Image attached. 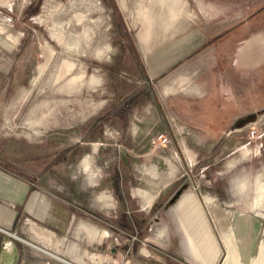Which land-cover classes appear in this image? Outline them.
Here are the masks:
<instances>
[{
    "label": "rangeland",
    "instance_id": "obj_1",
    "mask_svg": "<svg viewBox=\"0 0 264 264\" xmlns=\"http://www.w3.org/2000/svg\"><path fill=\"white\" fill-rule=\"evenodd\" d=\"M34 1L0 0V169L20 177L38 172L46 163L45 155L61 143L60 133L82 125L113 97L114 89L124 88L99 65L111 63L118 52L113 23L99 0H39L37 11L21 21V9ZM114 3L152 83V93L130 108L126 124L115 118L105 123L79 156L44 169L38 178L29 176L36 186L48 190V195H38L31 214L36 218L34 224L52 232L55 249L67 259L80 264H115L118 258L110 248L131 242L135 246L150 240L164 242L166 234L174 230L172 219L163 222L166 210L171 214L170 209L184 193L193 192L200 200L199 194L205 193L222 209L226 216L223 229L229 234L232 231L228 238H236L237 246L242 235L233 232V221L236 216L249 221L242 236L250 238L245 241L249 246H242L247 247L248 254H235L231 263L240 264L243 257L249 259L261 248L264 253V207L251 205L255 196L251 191L242 199L245 207L260 217L237 205L242 202L237 185L243 184V189L249 185L254 190V180L255 185L264 182V139L256 149L246 135L250 126L238 128L242 122L234 121V128L229 127L218 140L207 143L206 136L192 130L185 114L180 113L185 96L199 94L197 86L185 76L189 74L191 80L200 82L202 93L200 74L207 79L205 71L215 81L209 88L210 96L195 105L207 110L209 120L219 110L226 124L230 117L264 104V78L260 75L253 80L255 72L235 62L229 78L227 67L242 39L256 33L259 21H264V0ZM260 38L264 39L261 35L251 39ZM205 43L210 46L200 50L191 65L183 67V56ZM211 58L215 63L219 58L221 72L211 70ZM220 79L223 84L231 79L235 84L231 92L221 83L215 84ZM215 101L220 109L215 108ZM260 115L264 117V110L250 117L254 120L248 124H257ZM38 118L43 124L34 125ZM163 136L167 140L162 142ZM71 140L85 141L78 136ZM120 147L133 161L126 184L131 197L129 209L147 217L141 240L117 229L113 222L115 201L102 183L107 174L103 162H112L116 156L112 152ZM109 149L105 157L100 153ZM143 192L147 197L141 196ZM205 202L211 205L206 197ZM30 226L20 218L13 229L18 236L35 240ZM147 236L150 240L144 241ZM214 236L221 247L214 264H222L226 248L219 231H214ZM169 240L170 249L177 250L173 233ZM17 242L20 264H64ZM261 261L264 264V257Z\"/></svg>",
    "mask_w": 264,
    "mask_h": 264
},
{
    "label": "crops",
    "instance_id": "obj_2",
    "mask_svg": "<svg viewBox=\"0 0 264 264\" xmlns=\"http://www.w3.org/2000/svg\"><path fill=\"white\" fill-rule=\"evenodd\" d=\"M263 33H264V21H262L259 24V27L256 28V33L254 32L242 39L241 43L234 50L233 58L231 61H229V64L227 66L229 78L232 77L230 75L232 74L233 71H235V69L233 68V62L239 64L241 67L242 66L249 67L251 70H253L255 72L253 74L254 75L253 80L259 79L260 75L264 78V39L260 38L258 39V41H256L257 39L256 40L251 39L256 35H261L262 37H264ZM209 46L210 45H201L199 47L200 49H197L195 51H188L186 55L183 56V58L181 59V60L183 59L186 60L185 61L186 64L185 62H183L184 64H182V66L191 65L192 62L195 61L196 57L198 56L199 51L205 48L207 49V47ZM211 47H213V51H214L215 49L213 44L211 45ZM243 48L244 51L240 56ZM211 59L214 62V59L213 58ZM179 65L180 64H178L177 66ZM216 68L218 71L221 72L222 67L219 58L216 59V63L215 62L213 63V67H211V70H216ZM205 73H206L205 77L207 79H205L202 76L203 74H200L202 77V89H203L202 93H200V84H199L200 82L191 80L189 74L188 76L184 75L189 83L195 84L197 86L199 92V94H194L195 96L193 97L185 96V99L183 100L182 103V105H184L185 107V112H184L185 122L188 123L191 129L197 133H200L202 131H207V133L208 132L211 133V132H215V130H222L225 127L224 120L222 119L220 115L221 112L219 110H217L215 112V116L212 117L211 120H209L210 117L206 115L207 113L205 114L207 110H203L201 107L198 108L195 105V103L199 99L210 96L209 88L212 86L213 81H215V79L211 80L210 77H208L209 74L208 71H205ZM259 73H263V74H259ZM256 75H258V77ZM221 79L219 80V82H216L215 84L221 83L220 85L223 86V89L226 88L227 91L231 92L233 87H235L234 86L235 84L232 83L230 79L228 81L225 80L224 81L225 85H224ZM220 85H218L219 90H221ZM175 100L178 101V99ZM178 102H182V101H178ZM215 102H216L214 103L216 106L215 108L220 109L219 102L217 101ZM261 110H264V104H262V106H259L258 108H250L248 110H245L244 112H241L240 115L236 114L234 117H238V116L240 117H238L235 120L242 122L237 127L240 128L244 126V124H247V127L256 126L258 130H264V117H262L261 115L258 118V122H256L257 124H252V123L248 124V122L254 120L251 119L250 117L256 116ZM200 117L201 119L198 120ZM244 117L248 119V121H246L245 123L243 120ZM32 123L34 125L43 124L40 118H38L37 121ZM226 124L228 125V123ZM234 125L236 124L233 123V126ZM226 131L227 129L225 130V132ZM263 139L264 136H261L257 139L248 140V142H253L256 149H258V146L261 144ZM132 163L133 161L130 163L129 166L130 169L126 173H124L125 177H123L120 180V184L122 187V193H123V198L125 199L127 212L137 215V217L141 221L140 225L137 226L139 237L138 239H136V240H141L143 238V232H144L143 230L145 228L144 225L146 223L147 217L141 216V214L134 208L129 209V203L131 197L129 196L126 187V184L128 183V181H130V177L128 176V173H130L131 171ZM203 165L204 168L207 167L205 164ZM27 175L20 177L19 175H15L14 173L11 172L9 173L0 169V229L4 231H8L10 233L13 232L15 235H17L15 233L16 232L15 229H13V226L17 224L20 218H22V220H24V223H27L28 225L30 223L31 225L30 228L34 232L33 234H35L34 236L36 239L34 240L29 238L27 239L28 241L30 240L29 242L35 245H39L40 248H43L51 252L53 255L59 256L70 263L80 264L73 259L71 260L65 258L57 249H55V245H57V242L55 241L54 237L51 235L52 234L51 231L49 232V230L45 229L44 227H38L36 224H34L36 218L34 215L31 214L34 210L33 208L37 205L38 195L43 192H46L48 195V190L42 189L41 186L40 187L36 186L35 182L32 181ZM102 183L109 188L110 193L112 195L111 189L109 187V183L105 180V178ZM242 185L243 184L237 185L238 188L237 192L241 194V201H242L241 203H237V205H239V208L244 212L247 210H250L251 212L253 211L250 208L245 207V202L242 199L243 194L246 192L248 193V191L255 192L254 193L255 196L253 195L254 199L251 205L256 208L264 207V182L263 183L257 182L255 185V180H254V184H252L254 190H252L251 186L249 185L244 186L245 189L240 188V186L242 187ZM199 195L201 197V200L193 192L184 193L181 195L180 198L176 200L173 208L170 209L171 214H169L168 211L166 210L167 216L163 222L171 221L172 219L174 230L169 231L166 234L164 242L158 243L152 241L148 239L147 236L144 239V241L145 240H150V241H145V243H141V245L138 246H135L132 242L129 244H118L116 248L109 249L111 252H114V257L118 258V260L115 258L116 260H114L113 262H115V264H119L121 262L123 264H192L190 261L191 258L194 264H214L217 258L219 257L221 251L220 244L218 243L217 239L214 236V231L216 233H218L219 231L220 238L222 239L223 245L226 248L227 257L224 259L222 264H232L230 259L233 258L235 254H239L243 256L241 253L242 251H244L245 255L246 253L248 254L247 247L244 249L242 247L244 245H247L246 242L248 243L250 239V238L242 237L243 232L248 229L249 226L248 219L247 220L242 219L243 216L241 218L236 216L235 220L233 221L234 223L233 232L236 235L238 234L242 235L238 237L241 242L239 243V246H237L235 243L236 238L235 239L228 238V236L232 234V231L229 234L225 232V229H223V227L226 226L225 224L226 216L223 214L222 209H220V206L219 205L216 206L211 203L212 197L210 195H207L205 193ZM141 196L147 197L144 192L141 194ZM205 197H206V201L211 203L210 206H208V203L206 204ZM112 198H114L113 195ZM114 201H115V208L113 213L115 216L113 218L114 220L113 219L112 220L116 225V220L117 218H119V213H118V203L116 198H114ZM146 201H149V198H147ZM47 204L49 205V200L47 201ZM252 213L254 216H258L254 214V211ZM156 226H154V228ZM42 228L43 230H41ZM79 228H81V224H79ZM44 229L47 230L48 232L44 231ZM117 229L125 233L120 228L117 227ZM171 233L174 234L177 240V250L170 249L169 245L171 240H169V237ZM51 237H53L54 239L53 247H51L52 244H50L49 242L52 239ZM12 238L13 237L8 236L7 234H5L3 231L0 230V264H20L21 262L20 260L21 252H19L20 249L18 248V246L15 245V242H17L18 240ZM14 239L17 241H15ZM22 239L26 240L25 238ZM253 242L254 241H252L250 244L252 245ZM247 246H249V244ZM42 251L45 252L44 250ZM45 253L48 254L47 252ZM179 254L183 255V258ZM263 257H264V253L262 252V248H261L256 253L251 254L249 259L248 258L245 259V257H243L244 260L240 264H262L261 259H263Z\"/></svg>",
    "mask_w": 264,
    "mask_h": 264
},
{
    "label": "trees",
    "instance_id": "obj_3",
    "mask_svg": "<svg viewBox=\"0 0 264 264\" xmlns=\"http://www.w3.org/2000/svg\"><path fill=\"white\" fill-rule=\"evenodd\" d=\"M99 2L102 7H105L106 13L110 15V19L113 23V29L116 34L114 42L117 45L116 47L118 51L111 63L108 65H99L102 66L109 74L112 73L118 80L119 84L124 86V88L120 91L114 89L112 92L113 97L99 109L96 115L83 122L82 125H77L74 129L67 133H60L58 135V139H60L61 143L54 146V149L45 155L47 159L46 163L41 166L38 171L42 172L44 169H51L54 165H57L60 162H69L79 156L83 150L86 149V145L98 136L101 127L105 123L111 121V119L115 118L122 124H126L130 108L149 99L152 93V83L150 79L147 78L138 52L132 44L130 35H128L124 30V26L118 13V8L115 5L114 0H99ZM38 4L39 0H35L34 2L24 6L20 12L22 16L21 21L24 19L27 20L28 16L36 12V6ZM5 11L6 10H4V12ZM245 21H247V19ZM261 22L262 20L259 21V24ZM259 24L257 27H259ZM209 41L206 43H209ZM206 43L203 45H207ZM124 57H126V61ZM181 106H183V108H181L180 113H184L185 107L184 105ZM234 116L229 118L228 125L225 124V127L222 130H215V132L211 133L202 131L199 135L204 134L205 136H208L205 138L206 142L213 143V140H215V138L218 140L225 133L226 129L228 130L229 127H231V129L234 128L233 123L236 121L235 119L240 117ZM243 120L244 123L248 121L245 117ZM75 136H78L79 139L85 141L73 142L71 139ZM81 143H84L83 146ZM102 149L105 148L103 147ZM109 151L110 149L100 153L105 157V154H107V152L109 153ZM112 154H114V156L116 155L115 159L112 162H109V160L108 162H103V165L107 171L105 180L109 183L112 195L116 198L118 203L119 218L116 220V226L123 230L128 236H133L135 239H138L139 232L137 226L140 225L141 221L137 215L127 212L120 184V180L125 177L124 173L130 169L129 166L132 162L130 161L131 156L123 147L116 148ZM15 245L18 246V248L20 246L18 242H15Z\"/></svg>",
    "mask_w": 264,
    "mask_h": 264
},
{
    "label": "water",
    "instance_id": "obj_4",
    "mask_svg": "<svg viewBox=\"0 0 264 264\" xmlns=\"http://www.w3.org/2000/svg\"><path fill=\"white\" fill-rule=\"evenodd\" d=\"M0 230L3 231V232H4L5 234H7L8 236L13 237V238L17 239L18 241H20V242H22V243H24V244H26V245H27V244H28V245H31L32 247L38 249L39 251L44 250V251L47 252L51 257L53 256L55 259H59V260H61L62 262L66 263V264H73V263L68 262V261L65 260V259H62V258L59 257V256L53 255L51 252L46 251V250L43 249V248H40L39 246H37V245H35V244L29 242L28 240L26 241V240H24V239L18 237V236L15 235L13 232L10 233V232H8V231H4V230H2V229H0Z\"/></svg>",
    "mask_w": 264,
    "mask_h": 264
},
{
    "label": "built area",
    "instance_id": "obj_5",
    "mask_svg": "<svg viewBox=\"0 0 264 264\" xmlns=\"http://www.w3.org/2000/svg\"><path fill=\"white\" fill-rule=\"evenodd\" d=\"M246 135L250 140L257 139L261 136H264V130H258L256 126H250L249 129L247 130ZM166 140L167 138L163 136L162 142Z\"/></svg>",
    "mask_w": 264,
    "mask_h": 264
},
{
    "label": "flooded vegetation",
    "instance_id": "obj_6",
    "mask_svg": "<svg viewBox=\"0 0 264 264\" xmlns=\"http://www.w3.org/2000/svg\"><path fill=\"white\" fill-rule=\"evenodd\" d=\"M44 171H38V172H36L35 171V173L33 174V173H30V174H28V176H31L33 179H35V178H38V177H40V175H41V173H43ZM38 175V176H37ZM31 177H29L30 179H32Z\"/></svg>",
    "mask_w": 264,
    "mask_h": 264
},
{
    "label": "bare ground",
    "instance_id": "obj_7",
    "mask_svg": "<svg viewBox=\"0 0 264 264\" xmlns=\"http://www.w3.org/2000/svg\"><path fill=\"white\" fill-rule=\"evenodd\" d=\"M47 251V250H46Z\"/></svg>",
    "mask_w": 264,
    "mask_h": 264
}]
</instances>
